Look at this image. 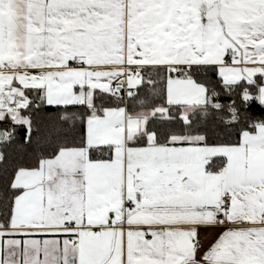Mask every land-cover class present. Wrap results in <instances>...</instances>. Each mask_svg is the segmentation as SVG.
<instances>
[{
  "label": "snow or ice",
  "instance_id": "6c2138e0",
  "mask_svg": "<svg viewBox=\"0 0 264 264\" xmlns=\"http://www.w3.org/2000/svg\"><path fill=\"white\" fill-rule=\"evenodd\" d=\"M0 264H264V0H0Z\"/></svg>",
  "mask_w": 264,
  "mask_h": 264
}]
</instances>
